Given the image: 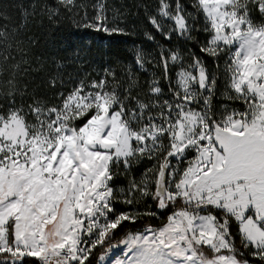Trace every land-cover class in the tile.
Listing matches in <instances>:
<instances>
[{
	"label": "snow or ice",
	"instance_id": "6c2138e0",
	"mask_svg": "<svg viewBox=\"0 0 264 264\" xmlns=\"http://www.w3.org/2000/svg\"><path fill=\"white\" fill-rule=\"evenodd\" d=\"M31 8L9 28L0 4V264H92L124 222L156 215L115 205L147 199L171 214L127 233V258L112 264H264V0H156L153 29L214 62L226 55L222 76L218 63L158 45L160 75L105 69L69 88L57 72L42 80L53 97L31 86L45 68L36 41L21 39L29 17L126 32L108 0ZM152 61L136 52L139 69Z\"/></svg>",
	"mask_w": 264,
	"mask_h": 264
},
{
	"label": "trees",
	"instance_id": "16d2710c",
	"mask_svg": "<svg viewBox=\"0 0 264 264\" xmlns=\"http://www.w3.org/2000/svg\"><path fill=\"white\" fill-rule=\"evenodd\" d=\"M35 2L37 0H0V4L4 6V10L10 17L8 21H5L9 28L21 23L25 11L31 12V5ZM38 2L41 5H54L55 0H38ZM108 4L110 8L117 10L120 14L117 23L125 29L126 34L108 35L92 29L78 28L71 18L63 15L58 21H50L46 15L29 17L28 25L23 30L21 39L27 40L31 37L36 41V45L31 51L44 64L45 71L34 74L31 85L38 87L40 95L53 97L55 90L49 89L42 83V80L49 74H56L57 72L66 82V87L69 88L80 79L99 78L105 69H111L118 75H122L126 67H132L137 71L141 82L150 79L153 73L160 75L162 70L152 61V58L158 54V45H163L165 48H179L184 55L194 52L205 59L210 70H216L218 63L220 65L218 74L223 75L226 55L214 62L212 58L199 51L198 45L185 43L175 37L170 41L165 40L160 33L153 29L148 17L155 14L156 0H108ZM109 15L111 16L112 13L110 12ZM145 33H152L155 36V41L147 39ZM198 35L201 42L206 39L205 34L200 33ZM138 50H143L146 59L152 61L146 63L144 69H139L135 65V55ZM57 65L60 67L57 68ZM161 85L167 92V83L161 80ZM220 91H223L222 81ZM215 103L219 108V104L222 103L219 94ZM234 106L240 107L239 104ZM148 167H151V162L145 161L136 167L134 174L139 177ZM126 184L127 181L124 179L117 181L118 186H126ZM116 205L123 204L117 203ZM123 206L126 207L127 205ZM149 209L154 211L156 215L142 216L134 224L124 222L116 230L111 243H119L133 229L147 226H156L157 228V226L165 223L167 215L171 214V209H159L151 199H147L146 202V210ZM106 246L98 247L94 251L91 257L92 264L98 263L99 254L106 252ZM246 258L256 264L250 255Z\"/></svg>",
	"mask_w": 264,
	"mask_h": 264
},
{
	"label": "rangeland",
	"instance_id": "374dc122",
	"mask_svg": "<svg viewBox=\"0 0 264 264\" xmlns=\"http://www.w3.org/2000/svg\"><path fill=\"white\" fill-rule=\"evenodd\" d=\"M236 107V106H235ZM146 202L142 201L139 205L136 206H126L124 207L123 205H115L116 211L117 212H127V211H139V212H144L146 210ZM124 207V208H123ZM162 226V225H161ZM147 227H153L156 228V226H147ZM139 228V229H133L131 230L129 233H141L144 232L145 228ZM160 226H157V228H159ZM126 238V236H125ZM113 245H115V247L112 248H108V246H106V252H103L102 254H99V261L97 264H112V262L117 259V258H123L126 259L127 257L124 255L125 252L127 251L126 245L122 244V243H112ZM107 245V244H106ZM130 255V253H129ZM103 256L104 259H100V257ZM253 264V263H252Z\"/></svg>",
	"mask_w": 264,
	"mask_h": 264
}]
</instances>
